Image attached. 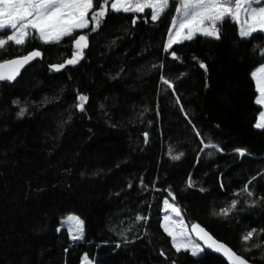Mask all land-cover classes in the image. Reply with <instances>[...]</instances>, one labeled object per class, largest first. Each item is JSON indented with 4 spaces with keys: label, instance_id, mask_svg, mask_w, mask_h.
I'll return each mask as SVG.
<instances>
[{
    "label": "trees",
    "instance_id": "obj_1",
    "mask_svg": "<svg viewBox=\"0 0 264 264\" xmlns=\"http://www.w3.org/2000/svg\"><path fill=\"white\" fill-rule=\"evenodd\" d=\"M177 6L170 0L154 22L150 10L109 5L94 31L74 33L88 47L60 71L52 66L76 51L72 37L0 49V62L41 52L16 81H0V264H80L84 255L91 264H227L174 249L161 226L166 199L188 227L264 264V129L254 126L252 77L264 32L241 38L226 18L219 39L195 35L165 51ZM69 215L82 221V239L70 236Z\"/></svg>",
    "mask_w": 264,
    "mask_h": 264
},
{
    "label": "snow or ice",
    "instance_id": "obj_2",
    "mask_svg": "<svg viewBox=\"0 0 264 264\" xmlns=\"http://www.w3.org/2000/svg\"><path fill=\"white\" fill-rule=\"evenodd\" d=\"M176 7L177 17L173 18V25L169 30V40L165 45V51L171 49L173 44L192 40L195 35L200 34L215 39L220 38L219 25L226 19L237 23L241 38L252 36L256 32H264V0H178ZM109 5L114 12L145 13L150 10V19L158 20L170 6V0H0V32H4L0 38V49H5L10 43L24 46L29 39L39 38L45 44L60 43L64 37H72L76 51L70 59L59 65H53V70L60 71L66 64H76L83 57V49L88 47L86 35H74V33L89 28L90 23L94 26L92 31L99 26L100 20L108 13ZM95 8V10H93ZM91 17L89 18V14ZM243 15V20L241 16ZM136 17H133V23ZM10 30V31H9ZM32 30V31H30ZM41 56L39 50H32L18 58L7 59L0 62V80H14L20 73V69L32 60ZM175 57V53H173ZM201 68L206 66L201 63ZM256 80L259 98L255 103L264 105V68L260 70V78L253 74ZM169 88L173 85L167 79L163 81ZM81 103L79 108L84 110L87 97H79ZM256 128L264 129V112L254 125ZM208 147L209 145H205ZM216 147V146H212ZM244 153L241 152V155ZM182 155V154H180ZM180 155H174L173 159H180ZM189 183V187H191ZM243 191L252 195L248 186ZM167 208H171L177 216L180 210L165 201ZM236 201L232 202L235 208ZM231 209L222 210L227 215ZM74 221L79 230L82 231V222L77 217H69ZM139 219V217H138ZM146 219V218H145ZM165 232L172 238L173 246L179 252L187 250V244L179 239L178 234L167 227ZM194 231L203 232L198 226H193ZM256 229L247 232L242 239L247 242L253 238ZM179 235H183L180 233ZM207 236V233H204ZM79 239V236H74ZM211 240V237H208ZM215 245V250L223 251L228 257L230 264H247L241 258L223 244ZM198 249L193 247L192 254L196 255ZM163 255V253H162Z\"/></svg>",
    "mask_w": 264,
    "mask_h": 264
},
{
    "label": "rangeland",
    "instance_id": "obj_3",
    "mask_svg": "<svg viewBox=\"0 0 264 264\" xmlns=\"http://www.w3.org/2000/svg\"><path fill=\"white\" fill-rule=\"evenodd\" d=\"M175 1H177V4H178V0H175ZM178 6H179V4H178ZM177 16H178V14L175 12V17H177ZM241 20H243V15L241 16ZM172 25H173V22H172L170 28L172 27ZM237 26H238V29H239L240 26L238 24H237ZM197 35H200V34H197ZM168 40H169V31H168V35H167V38H166V42L164 44V47L167 44ZM262 68H264V64L260 65L253 72V74L254 73L257 74V78H260V70ZM253 74H252V76H253ZM254 81H255L256 90H257L256 80L254 79ZM257 93H258L257 98H259V92L257 91ZM258 105L261 107L260 108L261 109L260 113L261 112H264V105H260V104H258ZM260 113H259V115L257 117V120L260 118ZM257 129H260V128H257ZM165 201H167L169 205H172V206L176 207L168 199L164 200V202L162 204V220H161V226L163 228V231L165 232V230H164L165 225H167V227H169L170 229H172L173 231H175L178 234L179 239H181L185 244H187V250L186 251H189L191 254H192L193 247H195L196 249H198L197 254L194 255V256H200L201 254L205 253L203 251L202 247L191 237L190 231H189V227L184 222L181 214L179 216H177L174 212H172L171 208H167V206L165 204ZM69 217H77V216H75V215H69L68 217H66L64 219V224L67 227V229L69 230L70 236L72 238L74 236H79L80 237L79 239H82V236H83V224H82V231H81V230H79L78 226L75 224L74 221H71V220L68 219ZM180 233H183V235H179ZM170 239H171V243H172V246H173L172 238L170 237ZM174 249L176 250L175 247H174ZM181 250H185V249L182 248ZM80 264H91V263L88 261L87 257L84 255V256H82V260H81V263Z\"/></svg>",
    "mask_w": 264,
    "mask_h": 264
},
{
    "label": "water",
    "instance_id": "obj_4",
    "mask_svg": "<svg viewBox=\"0 0 264 264\" xmlns=\"http://www.w3.org/2000/svg\"><path fill=\"white\" fill-rule=\"evenodd\" d=\"M20 57V56H18ZM18 57H14V58H18ZM39 57L35 58L34 60H32L29 64L25 65L23 68L20 69V73L19 75L16 76V78L14 80H8L10 82H14L16 81L21 73L28 67L30 66L35 60H37ZM12 59V58H11ZM0 81H6V80H0ZM198 226L200 229L203 230V232H198V231H194L193 230V226ZM191 227H189V231H190V235L191 237L202 247L203 251L205 253H210L216 257L221 258L223 261H225L227 264H230V261L228 259V257L223 253V251H217L215 250V245L212 244V241H216L217 244H223L222 242H219L218 240H216L211 234H209L204 228H202L199 224H194ZM204 233H207V236L204 235ZM208 237H211L212 239L209 240ZM225 245V244H223ZM226 246V245H225ZM228 247V246H226ZM229 248V247H228ZM230 249V248H229ZM231 250V249H230ZM234 252V251H233ZM235 253V252H234Z\"/></svg>",
    "mask_w": 264,
    "mask_h": 264
},
{
    "label": "bare ground",
    "instance_id": "obj_5",
    "mask_svg": "<svg viewBox=\"0 0 264 264\" xmlns=\"http://www.w3.org/2000/svg\"><path fill=\"white\" fill-rule=\"evenodd\" d=\"M248 264V263H247Z\"/></svg>",
    "mask_w": 264,
    "mask_h": 264
}]
</instances>
